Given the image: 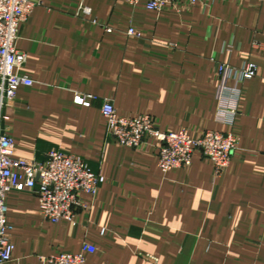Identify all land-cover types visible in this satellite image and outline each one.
I'll return each instance as SVG.
<instances>
[{"label":"crops","instance_id":"obj_1","mask_svg":"<svg viewBox=\"0 0 264 264\" xmlns=\"http://www.w3.org/2000/svg\"><path fill=\"white\" fill-rule=\"evenodd\" d=\"M29 1L16 49L33 85L7 100L0 129L15 158L56 150L105 182L82 195L72 223L46 222L33 192L9 191L7 264H45L83 244L96 249L86 264H264V0H175L158 12L144 1ZM245 64L256 75L239 86L232 126L222 125L217 68ZM77 97L93 99L86 107ZM104 101L120 117H151L162 133H231L237 149L218 177L200 151L163 173L154 139L133 149L109 137Z\"/></svg>","mask_w":264,"mask_h":264},{"label":"built area","instance_id":"obj_2","mask_svg":"<svg viewBox=\"0 0 264 264\" xmlns=\"http://www.w3.org/2000/svg\"><path fill=\"white\" fill-rule=\"evenodd\" d=\"M144 1L146 9L161 11L175 0H128L136 5ZM196 3L198 0H189ZM34 4L29 0H0V122L7 120L3 108L19 87H31L33 82L19 74L26 56L16 49L20 26L27 21ZM89 14L88 8L82 9ZM131 36H138L129 30ZM216 121L231 127L241 95L240 84L255 77L256 67L245 64L239 68L219 65L217 68ZM93 98L77 97L75 102L88 107ZM100 112L107 122V134L119 145L140 149L154 139L158 144L157 165L161 172L186 168L192 155L200 151L209 160L218 177L228 167L238 146V139L231 133L207 131L198 139L191 138L185 130L175 133L159 132L151 117L139 115L123 118L117 115L113 105L104 101ZM105 179L94 172L78 157L52 150L42 161L17 159L13 153V140L0 129V264L11 261L14 247L10 240L11 227L7 223L5 195L9 191L29 190L35 195L42 218L50 223H72L75 214L85 208L82 195L94 197ZM96 252L95 247L83 244L77 254L52 255L45 264H86V257ZM148 258H151L147 256Z\"/></svg>","mask_w":264,"mask_h":264},{"label":"rangeland","instance_id":"obj_3","mask_svg":"<svg viewBox=\"0 0 264 264\" xmlns=\"http://www.w3.org/2000/svg\"><path fill=\"white\" fill-rule=\"evenodd\" d=\"M3 116L5 117L6 115L3 114ZM6 117H7V116H6ZM4 121H6V120H4Z\"/></svg>","mask_w":264,"mask_h":264}]
</instances>
